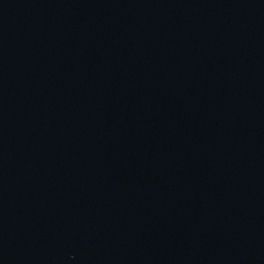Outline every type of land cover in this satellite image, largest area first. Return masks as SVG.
<instances>
[{
	"label": "water",
	"instance_id": "water-1",
	"mask_svg": "<svg viewBox=\"0 0 264 264\" xmlns=\"http://www.w3.org/2000/svg\"><path fill=\"white\" fill-rule=\"evenodd\" d=\"M0 264H264V0H0Z\"/></svg>",
	"mask_w": 264,
	"mask_h": 264
}]
</instances>
